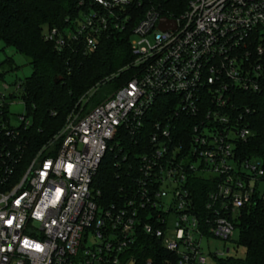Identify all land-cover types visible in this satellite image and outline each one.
<instances>
[{"label":"built area","instance_id":"built-area-1","mask_svg":"<svg viewBox=\"0 0 264 264\" xmlns=\"http://www.w3.org/2000/svg\"><path fill=\"white\" fill-rule=\"evenodd\" d=\"M79 6L73 29L43 32L58 51L71 42L94 51L133 16V0ZM161 18L176 28L161 31ZM130 49L132 78L85 115L71 113L28 161L21 133L31 121L24 112L12 125L17 96L0 93V264H134L128 251L140 231L159 239L174 264H207L229 249L205 255L202 241L230 240L241 213L264 205V164L235 151L253 136L255 112L240 109L237 93H264V0H191L175 18L147 10ZM160 96L173 97V112L154 123L133 185L103 205L92 186L102 158L120 129L139 130ZM195 177L218 179L204 213L190 189Z\"/></svg>","mask_w":264,"mask_h":264},{"label":"trees","instance_id":"trees-1","mask_svg":"<svg viewBox=\"0 0 264 264\" xmlns=\"http://www.w3.org/2000/svg\"><path fill=\"white\" fill-rule=\"evenodd\" d=\"M79 1L0 0V41L26 58L32 68L31 75L19 81L25 116L31 121V126L21 133L25 143L24 161L61 130L71 113L85 115L132 78L131 30L147 10L175 18L186 10L191 0H133V16L128 25L123 30L111 29L101 35L94 51L85 53L81 42H71L58 51L52 42L44 39L43 32L47 28L73 29L81 9ZM0 67L2 78L14 69L13 59L7 57L0 62ZM237 94L240 109L255 112L248 116L253 136L235 151L242 158L264 164V93L239 91ZM172 99L171 96L157 98L135 134L125 129L118 131L113 139L116 149L106 152L93 180V188L100 192V203H115L133 185L139 175V157L148 148L154 123L173 112ZM23 168L24 165L20 166L19 171ZM216 183L217 178L191 180L194 203L203 213L206 197ZM235 231L237 238L233 242L244 249V258L227 255L214 258L213 264H264V205L243 211L235 222ZM128 254L134 264H174L176 261L159 239L144 231L138 232Z\"/></svg>","mask_w":264,"mask_h":264},{"label":"rangeland","instance_id":"rangeland-1","mask_svg":"<svg viewBox=\"0 0 264 264\" xmlns=\"http://www.w3.org/2000/svg\"><path fill=\"white\" fill-rule=\"evenodd\" d=\"M7 57L12 58L14 61V69L8 73H5L2 78H0V93L9 94L14 93L17 97L13 100V104L9 106V116L10 123L14 126L19 124L17 115H22L24 113V107L21 103L20 94L21 89L16 90L14 85L15 82L24 81L32 73V68L29 65V61L23 56L17 54L13 48L6 46L0 41V62ZM4 85H8L9 88L5 89ZM110 94L108 97H110ZM118 143V142H117ZM116 144V143H115ZM170 194L164 199L166 202H170ZM237 238V232L234 231L232 238L228 241H224L218 238H207L202 241V252L203 254H208L214 251H224L229 249L228 256L235 258H244L245 251L242 247L236 246L233 242ZM207 264H213V260L208 257Z\"/></svg>","mask_w":264,"mask_h":264},{"label":"water","instance_id":"water-1","mask_svg":"<svg viewBox=\"0 0 264 264\" xmlns=\"http://www.w3.org/2000/svg\"><path fill=\"white\" fill-rule=\"evenodd\" d=\"M158 28L161 31H167V30H170V29H175L176 28V23H175L174 20H168L166 18H161L159 20Z\"/></svg>","mask_w":264,"mask_h":264}]
</instances>
